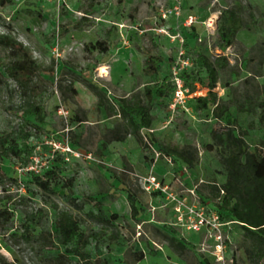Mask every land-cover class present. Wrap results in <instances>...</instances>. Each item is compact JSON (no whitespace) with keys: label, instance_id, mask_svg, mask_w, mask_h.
I'll use <instances>...</instances> for the list:
<instances>
[{"label":"rangeland","instance_id":"374dc122","mask_svg":"<svg viewBox=\"0 0 264 264\" xmlns=\"http://www.w3.org/2000/svg\"><path fill=\"white\" fill-rule=\"evenodd\" d=\"M176 5L177 14L161 18ZM231 9L239 16L238 32L223 48L219 17ZM5 33L28 49L39 69L18 85L6 74L7 53L0 47V136L17 129L29 102L42 108L45 125L27 141L30 154H0V208L13 216L9 232L0 223V263L48 264L63 252L55 219L57 210L66 209L83 234L96 233L85 248L92 264H264V246L246 237L213 197L211 187L225 182V170L211 133L225 125L213 117L212 105L204 109L197 102L207 94L198 56L225 57L228 65L218 70L213 90L216 103L227 105L250 149L264 153L260 108L251 115L237 110L247 99L256 101L257 86L264 84V0H0V35ZM149 57L156 59L155 73L146 72ZM175 77L188 90L179 103ZM86 83L113 103L133 95L146 103L144 92L151 90L153 120L140 132L142 145L132 136L105 143L119 118L97 105ZM159 87L162 97L155 93ZM166 144L194 148L195 165L163 156ZM51 170L58 173L53 195L33 184L34 176ZM96 203L107 218L115 216L110 226L87 217L97 212ZM30 213L36 223L25 242L20 225ZM165 237L186 249L173 251ZM69 261L80 264L73 255Z\"/></svg>","mask_w":264,"mask_h":264},{"label":"trees","instance_id":"16d2710c","mask_svg":"<svg viewBox=\"0 0 264 264\" xmlns=\"http://www.w3.org/2000/svg\"><path fill=\"white\" fill-rule=\"evenodd\" d=\"M84 20V19H83ZM239 16L236 10H227L219 17L218 34L223 48L229 47L238 32ZM0 47L7 53L8 61L5 71L11 80L23 86L27 83L39 65L31 58L29 51L10 33L0 35ZM146 72L155 73L156 59L149 57L146 59ZM197 64L204 72L206 81L203 87L207 89V94L197 98L201 107L207 109L213 106L212 115L216 120L223 121L225 130L221 132L213 131L211 139L213 143L222 150L221 164L225 170V182L221 185H213V197L219 199V210L230 220L239 224L248 238L255 240L256 244L264 246V153L258 147L250 149L244 140V131L238 129L236 120L228 110L227 105L216 103V93L213 91L218 81V70L228 65L225 57H216L210 60L200 54ZM89 90L95 95L97 105L102 107L109 117L119 118V122L106 131L105 143L124 142L128 136L134 137L139 144H143L140 132L149 129L152 124L151 109L149 101L152 98L151 90H145V103L141 97L133 95L131 97H121L117 103L108 101L105 94L90 83H86ZM68 90L75 92L72 83H69ZM156 95L162 97L164 92L161 87L156 90ZM255 107L260 108L258 117L259 124L264 126V84L257 86L256 101L247 99L246 103L237 105L240 113L251 115L255 112ZM23 119L17 129L11 133L0 136V154L3 158L21 159L24 155L30 154L32 147L27 141L32 137V133L44 132L45 116L43 110L34 102L24 105ZM77 123L85 121L83 118L74 119ZM260 149H264V141L260 144ZM161 153L166 157H173L181 161L188 168H192L197 161L196 150L192 147H179L166 144L161 147ZM58 178V173L51 170L44 173V177L34 176L33 184L45 194H55L54 187ZM1 180V177H0ZM72 179L68 180V186ZM129 208L132 216H137L135 201L131 195L127 196ZM97 212L87 213V217L98 225L110 226L111 220L115 218L111 215L105 216L101 206L96 203ZM36 216L28 214L25 221L20 225L21 238L25 242L32 240L33 234L31 226L36 222ZM0 223L5 228V232L12 230L13 216L6 208H0ZM17 233H10L9 237H16ZM96 233L83 234L72 213L66 209L57 210L55 219V237L63 252H58L48 258V264H70L69 255L77 258L80 264H92L87 258L85 248L89 245L91 237ZM173 251L181 253L186 247L183 243L176 241L173 237H165ZM113 240L116 236L113 235ZM262 256V254H260ZM138 257L136 261H140ZM0 264H5L4 262Z\"/></svg>","mask_w":264,"mask_h":264},{"label":"built area","instance_id":"2783aa9c","mask_svg":"<svg viewBox=\"0 0 264 264\" xmlns=\"http://www.w3.org/2000/svg\"><path fill=\"white\" fill-rule=\"evenodd\" d=\"M175 2H178V0H174ZM178 5L172 7L170 10H165L161 12V18L165 19L167 18L169 15L171 14H177L178 13ZM192 23V18L190 17L189 19L186 20L185 24L187 26H189ZM182 54V52L180 53V55ZM174 82H175V86L176 89L174 91V101L176 103L182 102L184 100V98L188 95V90L181 84L180 80L175 77L174 78ZM53 146L55 147L56 150H63L64 147H61L60 145H55L53 144ZM67 150H69V148L67 147Z\"/></svg>","mask_w":264,"mask_h":264},{"label":"bare ground","instance_id":"6f19581e","mask_svg":"<svg viewBox=\"0 0 264 264\" xmlns=\"http://www.w3.org/2000/svg\"><path fill=\"white\" fill-rule=\"evenodd\" d=\"M100 70H101V72H102L104 69H103V68H101Z\"/></svg>","mask_w":264,"mask_h":264}]
</instances>
